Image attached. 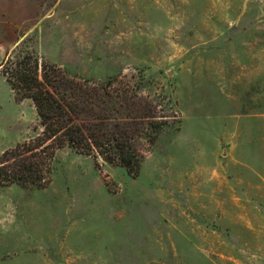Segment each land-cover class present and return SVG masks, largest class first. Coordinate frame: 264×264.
Wrapping results in <instances>:
<instances>
[{
    "label": "rangeland",
    "instance_id": "rangeland-1",
    "mask_svg": "<svg viewBox=\"0 0 264 264\" xmlns=\"http://www.w3.org/2000/svg\"><path fill=\"white\" fill-rule=\"evenodd\" d=\"M27 50L180 121L137 176L62 148L0 187V264H264V0H0V62ZM40 130L0 73V155Z\"/></svg>",
    "mask_w": 264,
    "mask_h": 264
},
{
    "label": "trees",
    "instance_id": "trees-1",
    "mask_svg": "<svg viewBox=\"0 0 264 264\" xmlns=\"http://www.w3.org/2000/svg\"><path fill=\"white\" fill-rule=\"evenodd\" d=\"M0 73L16 101L32 102L41 125L36 136L0 155V187L47 186L53 158L62 148L137 176L145 153L162 131L178 128L179 113L167 95L143 93L139 85L117 76L80 77L28 50L7 54Z\"/></svg>",
    "mask_w": 264,
    "mask_h": 264
},
{
    "label": "crops",
    "instance_id": "crops-1",
    "mask_svg": "<svg viewBox=\"0 0 264 264\" xmlns=\"http://www.w3.org/2000/svg\"><path fill=\"white\" fill-rule=\"evenodd\" d=\"M20 40V39H19ZM16 42H18V41H16Z\"/></svg>",
    "mask_w": 264,
    "mask_h": 264
}]
</instances>
